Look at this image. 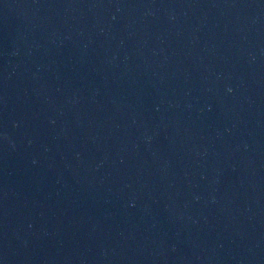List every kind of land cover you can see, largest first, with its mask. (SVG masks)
<instances>
[{"label": "water", "instance_id": "1", "mask_svg": "<svg viewBox=\"0 0 264 264\" xmlns=\"http://www.w3.org/2000/svg\"><path fill=\"white\" fill-rule=\"evenodd\" d=\"M0 264H264V0H0Z\"/></svg>", "mask_w": 264, "mask_h": 264}]
</instances>
